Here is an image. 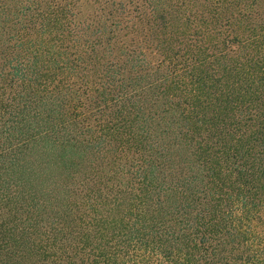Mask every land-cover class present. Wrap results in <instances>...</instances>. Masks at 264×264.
I'll return each mask as SVG.
<instances>
[{"label": "trees", "instance_id": "trees-1", "mask_svg": "<svg viewBox=\"0 0 264 264\" xmlns=\"http://www.w3.org/2000/svg\"><path fill=\"white\" fill-rule=\"evenodd\" d=\"M141 3L0 0V264H264V54Z\"/></svg>", "mask_w": 264, "mask_h": 264}, {"label": "rangeland", "instance_id": "rangeland-1", "mask_svg": "<svg viewBox=\"0 0 264 264\" xmlns=\"http://www.w3.org/2000/svg\"><path fill=\"white\" fill-rule=\"evenodd\" d=\"M164 1L167 3H165L166 5L163 7L166 9L162 11V15L165 16V20L160 22V25L158 24L159 26L157 28H151L145 21L146 25L142 29L145 33H148L151 36L154 35V37L160 41L161 45L162 42H165L168 44L165 46H175L177 48H181L182 50L184 49L188 39L191 38L188 36L190 31L185 30L187 17L189 15L188 7L191 6L194 8L193 13L197 12L200 14L199 19L205 18V16H210L208 9H213L214 12H217L219 15H217L216 20L212 22L210 28L214 30V33L217 30H221L220 33H225L224 38L227 42L235 43L237 38L244 41V44L236 42L238 44L231 55H237L236 53L239 52L240 49L244 50L243 54L249 55L251 58L254 55L258 58V56L264 54V46L261 47V43L255 41L250 35L254 30L258 31L260 27L264 28V0H259L257 6H252L248 0H207L209 2L208 8L206 7V2L204 0H196L194 5L192 3L189 4L190 0H170V2H168L169 0ZM183 2L187 5L181 6ZM144 3L145 0H142L141 6H143ZM144 8L147 13L151 15V6L147 4L142 9ZM86 17L87 16L85 15L84 19ZM141 20L142 22L144 21V19ZM239 22H241V24H239ZM151 31L154 32L152 33ZM157 35L159 36L157 37ZM214 36V45L216 48L221 49L223 47L221 45V42H223L222 36L216 35V33ZM160 43L157 41L153 42V44L151 43L152 47L146 46L145 50H148L149 47H151L150 53L153 55L156 54V52L153 51V48L156 51L159 50L157 51L158 56L164 55L157 47ZM154 57L157 59L156 55ZM185 63L186 62L184 60L183 65ZM244 75L245 73L238 74V77H244ZM206 100V97L202 96L200 101L202 102L203 107Z\"/></svg>", "mask_w": 264, "mask_h": 264}]
</instances>
